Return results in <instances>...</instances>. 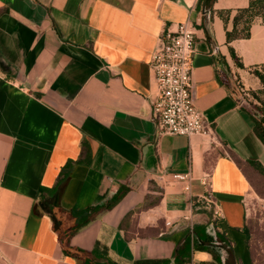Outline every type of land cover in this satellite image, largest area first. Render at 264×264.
I'll list each match as a JSON object with an SVG mask.
<instances>
[{"label": "crops", "instance_id": "0c3cea01", "mask_svg": "<svg viewBox=\"0 0 264 264\" xmlns=\"http://www.w3.org/2000/svg\"><path fill=\"white\" fill-rule=\"evenodd\" d=\"M250 2L0 0V264H83L96 246L117 264H175L187 238L184 264L213 262L195 239L223 264H254L248 202L264 143L231 87L261 88L264 20L228 40ZM182 23L195 28L206 134H162L152 114V53ZM188 171L190 191L174 178ZM77 226L65 255L60 236Z\"/></svg>", "mask_w": 264, "mask_h": 264}, {"label": "built area", "instance_id": "2783aa9c", "mask_svg": "<svg viewBox=\"0 0 264 264\" xmlns=\"http://www.w3.org/2000/svg\"><path fill=\"white\" fill-rule=\"evenodd\" d=\"M195 28L190 23L174 25L160 35L150 62L157 95L152 100V114L162 134L192 136L211 131L193 97L192 63ZM190 191L192 172L174 175ZM213 204L210 193L203 198ZM216 214V211H215Z\"/></svg>", "mask_w": 264, "mask_h": 264}, {"label": "trees", "instance_id": "16d2710c", "mask_svg": "<svg viewBox=\"0 0 264 264\" xmlns=\"http://www.w3.org/2000/svg\"><path fill=\"white\" fill-rule=\"evenodd\" d=\"M256 18H261L262 20H264V0H251L250 6L247 9L238 11V14L236 15L234 19V25H235L234 30L232 33H228V40H231L232 38H249L251 25ZM227 71L229 72V70ZM254 74L259 78L261 82V88L253 90L252 93L253 95H257V98H260L259 95L264 96V73L260 71H254ZM227 80L229 83L231 82L230 74L227 75ZM234 85L236 84L234 80H232L231 88L233 89L235 95L237 96L238 101L241 102ZM261 101H262V104H264V100L262 99ZM242 107L245 109L244 106ZM248 113L253 121L254 131L256 135L264 143V109L262 110V117L260 118L251 114L250 112ZM126 192L127 190H124L118 193L116 196H114L111 200H109L104 205L103 210L111 209L113 206H115L123 198ZM79 229L80 227L77 226L72 231L66 232L60 236V242L63 247V252L65 255H68L71 253L70 250L72 249V247L70 246V237L75 231ZM196 233L197 232L195 231V234ZM198 237L200 240H203L205 242H213V237L211 235L207 234L206 238H203L198 234ZM188 240L189 239L187 238L182 243V245H180L179 241H176V244L178 245V249L176 250V253H175V264H184L185 258L190 255L191 250H190V246L188 245L189 243ZM221 240L223 242L224 239L222 238ZM194 249L208 251L213 255V262L206 263V264H223L219 254L214 249H211V248L205 247L202 244H199V242H197L196 239L194 241ZM90 255H91L90 257L84 260L83 264H117L108 257L107 252H104L103 254L99 253V246H96V248L90 253ZM138 264H157V263L156 262H142Z\"/></svg>", "mask_w": 264, "mask_h": 264}, {"label": "rangeland", "instance_id": "374dc122", "mask_svg": "<svg viewBox=\"0 0 264 264\" xmlns=\"http://www.w3.org/2000/svg\"><path fill=\"white\" fill-rule=\"evenodd\" d=\"M236 92L238 93L241 105L251 114L262 117L264 96L257 98L253 95L252 89L247 90L242 83L234 79ZM256 187V195L248 202L247 231L249 246L252 251L254 264H264V177L259 176ZM213 214V210L209 209Z\"/></svg>", "mask_w": 264, "mask_h": 264}, {"label": "water", "instance_id": "95a60500", "mask_svg": "<svg viewBox=\"0 0 264 264\" xmlns=\"http://www.w3.org/2000/svg\"><path fill=\"white\" fill-rule=\"evenodd\" d=\"M216 235V234H215ZM216 238V236H214ZM212 246V245H211Z\"/></svg>", "mask_w": 264, "mask_h": 264}]
</instances>
